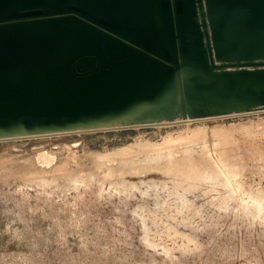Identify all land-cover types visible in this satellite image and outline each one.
Here are the masks:
<instances>
[{"label": "rangeland", "instance_id": "rangeland-1", "mask_svg": "<svg viewBox=\"0 0 264 264\" xmlns=\"http://www.w3.org/2000/svg\"><path fill=\"white\" fill-rule=\"evenodd\" d=\"M256 200L264 108L4 140L0 264H264Z\"/></svg>", "mask_w": 264, "mask_h": 264}, {"label": "water", "instance_id": "water-1", "mask_svg": "<svg viewBox=\"0 0 264 264\" xmlns=\"http://www.w3.org/2000/svg\"><path fill=\"white\" fill-rule=\"evenodd\" d=\"M264 108V0H0V141Z\"/></svg>", "mask_w": 264, "mask_h": 264}, {"label": "bare ground", "instance_id": "bare-ground-1", "mask_svg": "<svg viewBox=\"0 0 264 264\" xmlns=\"http://www.w3.org/2000/svg\"><path fill=\"white\" fill-rule=\"evenodd\" d=\"M234 114H236V113H233V115ZM202 118H204V117H199V119H202ZM192 120V118H187V119H182V118H177L176 120H173V121H162V122H156V123H153V124H159V123H171V124H175V123H178V124H185V123H188L189 121H191ZM150 125H152V124H150ZM80 131H78V132H71V133H79ZM71 133H57V134H46V135H40V136H51V135H64V134H71ZM35 137H38V136H35ZM256 201H258L257 202V206H258V208H263V206H262V202L260 201V200H256ZM258 208L256 209V210H258ZM262 211H263V209H262ZM264 212V211H263Z\"/></svg>", "mask_w": 264, "mask_h": 264}]
</instances>
